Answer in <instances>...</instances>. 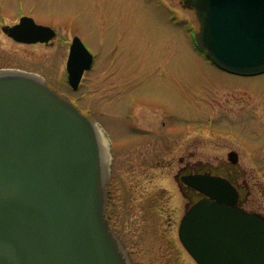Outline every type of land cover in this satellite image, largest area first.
Returning <instances> with one entry per match:
<instances>
[{
    "label": "rangeland",
    "instance_id": "rangeland-1",
    "mask_svg": "<svg viewBox=\"0 0 264 264\" xmlns=\"http://www.w3.org/2000/svg\"><path fill=\"white\" fill-rule=\"evenodd\" d=\"M23 14L57 35L14 40L3 27ZM200 28L185 0H0V71L40 76L105 133L106 217L132 264H197L178 238L187 199L175 173L186 152L194 172L230 177L243 206L264 215V72L219 68L195 45ZM75 34L97 55L78 89L67 71Z\"/></svg>",
    "mask_w": 264,
    "mask_h": 264
},
{
    "label": "water",
    "instance_id": "water-1",
    "mask_svg": "<svg viewBox=\"0 0 264 264\" xmlns=\"http://www.w3.org/2000/svg\"><path fill=\"white\" fill-rule=\"evenodd\" d=\"M201 22L196 41L222 69L264 72V0H185ZM4 30L25 43L56 31L24 15ZM94 56L74 36L67 62L78 88ZM237 163L239 155L229 152ZM98 125L44 79L0 71V264H132L106 217L109 177ZM203 196L179 237L198 264H264V215L239 205L226 177L182 176Z\"/></svg>",
    "mask_w": 264,
    "mask_h": 264
},
{
    "label": "flooded vegetation",
    "instance_id": "flooded-vegetation-1",
    "mask_svg": "<svg viewBox=\"0 0 264 264\" xmlns=\"http://www.w3.org/2000/svg\"><path fill=\"white\" fill-rule=\"evenodd\" d=\"M201 52H203L206 55V53L204 51H201ZM93 54H94V62H93L92 68H93V66H94V64L96 62V59H97V57H96L97 55L95 54V52H93ZM182 120L184 121L182 125H179V124L178 125H174V123L170 124L171 126H174V128H175L174 131H179V132L182 131L180 127L185 125L186 122L188 123V121L190 119L185 117ZM164 123H166L165 120H164ZM178 161H179L180 165H179L178 171L175 173V179L178 182V186H179L180 191L182 192L184 197L187 199L186 206H185L186 207L185 209L187 210V208L190 207L191 204H192L194 193L196 195H199L200 197L202 195L199 192L195 191L189 184H187L186 182H184L182 180V176L188 175V174H192L194 172L193 163H192L191 158H190V152H186L183 156H180L178 158ZM157 163L159 164V161ZM110 183H112V177L108 180L107 185L110 184ZM235 185L238 187V190H239V186L240 185H237V183H235ZM111 193L112 192L110 191V195H111ZM239 205L242 206L243 208L249 210V211H253L252 209H248V208L243 206L242 201H241V195L239 196ZM108 206H109V197L107 199V196H106V211H108ZM178 230H179V225H178ZM178 238H179V233H178ZM179 241L182 244L180 238H179ZM182 246H183V244H182Z\"/></svg>",
    "mask_w": 264,
    "mask_h": 264
},
{
    "label": "bare ground",
    "instance_id": "bare-ground-1",
    "mask_svg": "<svg viewBox=\"0 0 264 264\" xmlns=\"http://www.w3.org/2000/svg\"><path fill=\"white\" fill-rule=\"evenodd\" d=\"M98 129H99L100 141H101V145H102V149H103L104 160H105V162L109 163V161H110L109 141H108L105 133L103 132V130L100 127H98Z\"/></svg>",
    "mask_w": 264,
    "mask_h": 264
}]
</instances>
